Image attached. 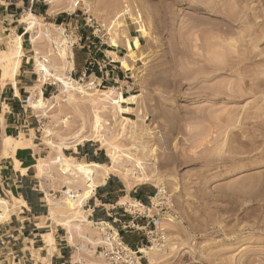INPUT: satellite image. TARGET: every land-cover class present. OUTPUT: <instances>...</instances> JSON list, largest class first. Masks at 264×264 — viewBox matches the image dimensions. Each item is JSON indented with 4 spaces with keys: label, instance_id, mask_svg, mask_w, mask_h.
<instances>
[{
    "label": "rangeland",
    "instance_id": "rangeland-1",
    "mask_svg": "<svg viewBox=\"0 0 264 264\" xmlns=\"http://www.w3.org/2000/svg\"><path fill=\"white\" fill-rule=\"evenodd\" d=\"M46 1L73 10L75 0ZM78 1L79 25L94 33L131 78L97 85L88 95L66 91L60 79L75 88L99 81L89 73L82 80L70 78L60 54V45L69 52L68 39L32 14L37 23L29 31L37 50L36 84L40 90L44 83L56 86L45 95L42 110L29 109V99L25 105L38 116L37 137L45 146L38 163L53 194L47 197L55 206L54 219L49 218L66 229L73 247L72 257L64 260L105 264L97 249L104 230L88 223L82 208L89 181L74 180L64 164L90 163L96 153L102 164L111 165L115 153L120 172L111 174L125 184L129 180L128 188L154 190L148 218L140 216L137 223L154 219L147 230L163 240L151 244L136 235L124 241L133 249L152 248V261L140 252L143 264H264V0ZM13 36L0 50L11 51ZM47 56L45 65L54 68L55 80L39 73L40 58ZM36 86L30 99H39ZM109 88L128 97L123 115L115 107L120 103L115 94L110 100L105 96ZM94 125L96 136L79 143L94 134ZM82 144L89 149L87 159L71 154ZM59 148L66 159L58 158ZM52 159L59 162L52 164ZM133 160L145 164L148 180L135 179L141 172ZM2 198L13 204L11 212L22 204ZM133 204L120 200L126 209ZM47 236L50 254L54 241ZM0 264L8 263L0 257Z\"/></svg>",
    "mask_w": 264,
    "mask_h": 264
},
{
    "label": "crops",
    "instance_id": "crops-1",
    "mask_svg": "<svg viewBox=\"0 0 264 264\" xmlns=\"http://www.w3.org/2000/svg\"><path fill=\"white\" fill-rule=\"evenodd\" d=\"M78 12H73L69 8H56L55 4L46 0H0V45L9 37L16 35L21 38L23 51L18 72L13 78L3 77V70L0 67V197H6L9 200L21 199L25 203L21 204L16 212L13 211L8 220L0 222V238L6 239L5 246H0V257L4 262H10L11 255L18 254V256L26 257L27 261L24 263L20 260L18 264H65L71 263L64 258L72 257L73 252L66 229L62 225L53 224L49 218L47 197H53V194L47 187V181L44 177H38L34 168L36 161L43 158L45 146L37 137L38 116L29 112L28 105L25 103L34 90L36 82L39 81L36 73L38 65L35 59L37 50L31 43L32 33L26 30V25L22 23L21 18L31 13L42 19L44 25L76 26V39L74 44L69 46L72 62V69L69 71L71 78L77 80L89 73L90 77L97 78L105 85H114L128 76L117 66L118 60L110 57L111 51L102 48L100 41L94 37V33L90 34L79 25L81 15ZM91 57L99 61L111 58L112 63H108L106 69L99 70L97 66L89 65ZM91 71L93 73H90ZM124 82L123 80L122 83ZM41 91L45 98V95H50L53 90L43 84ZM8 139L19 140L23 147H20L17 152H10L5 144ZM71 154H79L81 158L87 159L90 152L88 147L82 144L77 145ZM94 156L90 161L102 164L96 153ZM16 161L19 162L18 166L15 164ZM153 194L154 190L147 189L146 185L128 188L121 179L111 174L104 183L96 186L82 208L89 222H105L112 225L118 229L123 241L130 240L136 235L141 241L145 238V233L137 232L136 234L131 226L134 224L147 231L151 220L141 225L129 214H123L120 200L128 198L132 202L136 201L143 206H148L152 202ZM41 223L44 224L40 225ZM148 223H150L149 226ZM49 233L54 241V248L50 254L47 249L50 245L46 244ZM125 244L130 246L127 242ZM36 254L39 255L37 260ZM46 258L47 261L42 263L41 259Z\"/></svg>",
    "mask_w": 264,
    "mask_h": 264
},
{
    "label": "bare ground",
    "instance_id": "bare-ground-1",
    "mask_svg": "<svg viewBox=\"0 0 264 264\" xmlns=\"http://www.w3.org/2000/svg\"><path fill=\"white\" fill-rule=\"evenodd\" d=\"M21 21H22V23H25V25H26V30L27 31H31V30H33L34 28H35V26H36V17L34 16V15H32V14H26V15H24L22 18H21ZM18 39H20V37H15V39L11 42L12 44V49H11V51H9V52H4V51H1L0 52V64H2L1 66H3L2 68H3V70H4V72H3V77H5V78H13L16 74H17V72H18V69H19V66H20V63H21V57H22V50H21V45H20V43H19V41H18ZM66 42V41H65ZM64 42V43H65ZM67 48V47H66ZM60 49H61V51H60V54H61V56L63 57V60L64 61H66V63H68V68H69V70H71L72 69V62H71V60H70V52H68L67 53V51L65 50V46H63V45H60ZM41 66V69L39 70V73H42L43 74V78L45 79L47 76H52V74H51V71L54 69L52 66H50V67H48V66H46L45 64H41L40 65ZM66 80V79H65ZM64 80V78L63 79H60L59 81H60V83L64 86V87H66L67 89H66V91H70L69 90V88H73V89H76V90H78L79 91V93L81 92V93H86V95H88L87 94V91L89 90V89H93V90H97V85H98V83L96 82V83H90V84H83V85H78V87H76L75 88V86H73V84L72 83H70L68 80H66V81H68V82H66ZM41 82V81H40ZM36 85H38V86H36V89H37V94H38V97H39V99L37 98V99H33L32 97V99H30L29 98V101H28V105H29V107H31L32 109H37L38 108V110L39 109H41L42 110V108L43 107H45V106H43L44 105V102L46 101V99L43 97V95H42V91L39 89V84H36ZM68 93V92H67ZM106 93V95L105 96H107V98L109 99V98H112L113 96H114V94H115V97H117V99H119V101H120V103L118 104L117 102V106H115V107H117V111H118V114H121V115H123V113H124V111L126 110V109H128V107H127V100H128V97L126 96V98L122 95V93H121V90H118V88H109L108 89V91H106L105 92ZM69 94H70V92H69ZM32 95H33V93H32ZM68 97H72V95L70 94ZM106 98V99H107ZM110 100V99H109ZM44 101V102H43ZM70 101V100H69ZM73 101V100H72ZM118 101V100H117ZM115 102V101H114ZM34 109V110H35ZM97 123H98V121H97ZM97 125V124H96ZM95 126V125H94ZM93 126V127H94ZM98 126V125H97ZM97 126H95L94 128H92V129H94V134H91L90 136H88V137H84V138H82L80 141H79V143H81V142H83V141H85L86 139H92V138H94L95 136H96V133H98V131H96V127ZM48 133H50L49 131H47ZM22 138V137H21ZM7 145H8V149L10 150V152H12V153H14V152H17V150L18 149H20V147H23V145H21L20 144V142H19V140H16V139H8V143H7ZM5 147V146H4ZM114 147V146H113ZM113 147H112V149H113ZM136 147V146H135ZM138 148H139V145L137 146ZM74 148V147H73ZM137 149V148H136ZM110 150H111V148H110ZM116 150V147H115V149L113 150V151H115ZM138 150V149H137ZM53 152H54V150H53ZM110 152V151H109ZM57 155H58V158L59 159H61V158H63L64 157V159H66L65 158V156H64V154H63V152H62V150L59 148V149H57ZM55 152H54V154H56ZM7 154V153H6ZM108 154V153H107ZM51 155H53V154H51ZM110 156H111V165H105V164H98V163H95V162H91V163H85V162H78V163H69V161L68 162H66L63 166L65 167V169L67 168L70 172H72L74 175H75V178H73L74 180L76 179V177L77 178H80V179H84V178H86V179H88V184H87V188H86V192H85V195L81 198V202H84L86 199H88L92 194H93V192H94V190H95V188H96V186L98 185V184H101V183H104L105 182V180H106V178L109 176V174H111V173H114L115 175L117 174V173H119L120 172V170L118 169V167H117V165H120V164H118V160H117V158H120V157H118V156H116V154L115 153H111L110 154ZM128 156V155H127ZM127 156H125V158L127 159H129L130 158V156L129 157H127ZM54 157V156H53ZM55 157H56V155H55ZM134 157H136V156H134ZM53 160V159H52ZM123 160V159H122ZM127 161V160H126ZM134 161V160H133ZM133 161H131V162H133ZM140 161V160H139ZM138 160L135 162L134 161V163H137V166L136 167H138L137 169H139L140 170V176H138V175H136V180L139 182V181H141L142 179H149V175L145 172V168H144V166H145V164L143 165V163H141V162H139ZM37 163L34 165V168H35V170H36V173H37V176L38 177H40L41 178V176H40V174H42V172H43V168H42V166L40 165V163H38L39 162V160H37L36 161ZM57 162H59V160H53V161H51V163L53 164V163H57ZM120 162V161H119ZM125 162V161H124ZM128 162V161H127ZM121 163V162H120ZM15 164L18 166L19 165V162L18 161H16L15 162ZM15 165V166H16ZM122 165V164H121ZM134 165V164H133ZM132 165V166H133ZM134 167H135V165H134ZM146 167V166H145ZM122 168V167H121ZM20 169V168H19ZM25 169V168H24ZM124 169V168H123ZM22 172V171H21ZM24 172V171H23ZM125 172H126V170H125ZM129 172V171H128ZM127 172V173H128ZM121 173H122V171H121ZM124 173V172H123ZM127 173H126V175H127ZM125 174V173H124ZM130 174V173H129ZM128 174V175H129ZM134 177L135 175L134 174H130V178L131 177ZM138 176V177H137ZM132 177V178H133ZM79 179V180H80ZM124 180V179H123ZM135 180V181H136ZM75 182H77V181H75ZM126 184H128V186H130L131 185V182L129 181V180H127V183ZM129 188H131V187H129ZM85 190V189H84ZM4 193V192H3ZM7 194V193H6ZM9 194V193H8ZM9 196V195H8ZM6 198V197H5ZM9 199V198H8ZM15 200V199H14ZM10 201H12L11 199H10ZM16 201V200H15ZM22 203V204H25L21 199H18V203L17 204H19L20 202ZM20 203V204H21ZM123 203H125V202H123ZM122 203V204H123ZM11 204H12V202H11ZM10 204V205H11ZM48 205H49V215L51 216V218H52V220L54 219V211H55V206L53 205V203H52V200H48ZM12 206H13V204H12ZM11 206V207H12ZM18 206V205H17ZM10 206H9V203H8V201H6L5 199H3L2 197H0V220H2V218H7V220L9 219V217H10V215H11V213L13 212H11V210H12V208H11ZM19 212V211H18ZM16 215V214H15ZM49 216V217H50ZM83 220H82V222L83 221H86L87 222V220L86 219H84V218H82ZM1 222V221H0ZM88 223H92V222H89L88 221ZM95 225V224H94ZM98 229L99 230H104L105 228H102L101 226L100 227H98ZM105 231V230H104ZM103 231V232H104ZM99 234V233H98ZM49 235V234H48ZM5 251V250H4ZM140 252L141 253H144L145 255H146V257H148V259L150 260V261H152V259H151V255L153 254V250H152V248H149L148 250H145V249H140ZM35 253V252H34ZM33 253V254H34ZM38 253V252H37ZM34 258H35V256H34ZM36 258H38V255L36 254ZM37 260V259H36ZM41 261H42V259H41ZM40 262V261H39Z\"/></svg>",
    "mask_w": 264,
    "mask_h": 264
},
{
    "label": "built area",
    "instance_id": "built-area-1",
    "mask_svg": "<svg viewBox=\"0 0 264 264\" xmlns=\"http://www.w3.org/2000/svg\"><path fill=\"white\" fill-rule=\"evenodd\" d=\"M79 3L80 1L75 0L73 2V10L71 9L70 10L73 12H77ZM87 23L88 21H86V25ZM57 28H58V34L60 35V37L67 38L69 46L73 45L74 40L76 39V36H77V31H75L76 26L72 27V26L60 25V26H57ZM53 49L57 50V46L54 42H53ZM40 60L46 65L50 63L48 56L45 58H40ZM111 60H112L111 58L110 59L105 58V61H99V59L95 57H91L89 60V65L97 66L99 70L106 69V67L108 66V63L109 64L112 63ZM90 73H93V71H91ZM84 77L85 76H82L78 80H82ZM37 78H38V74H37ZM42 78H43V74H42ZM123 78H131V75L125 76ZM46 79L55 80V78L52 76L51 77L47 76ZM95 79L98 80L97 78ZM97 83H98V87H101L103 85V82L101 81ZM44 84H46L48 87L56 86V82H48ZM133 203L135 204L128 206V209L123 207V214H129L131 217L135 219L139 218L140 216H143V218L147 216L148 218V214L151 211V205L143 206L140 202H136V201H133ZM136 208H142L143 211L140 213V211ZM150 220H151V224L155 225L154 219H150ZM94 224L97 226L104 225V228H105L104 229L105 231L102 234V243L97 247L98 255L104 261L105 264H143L141 261L140 249L138 248L133 249L127 244H125V242L123 241L122 237L119 234L118 229L114 228L112 225L105 223V222H96ZM149 224L150 223H148V226ZM125 228H128V227H125ZM131 228H133L135 232H144L146 241L151 244L153 242H158L159 240H163L164 238L163 236H159L153 229H148L147 231H144L143 228H139L138 226L134 224L131 226ZM5 240L6 239L0 238V246H5V243H6ZM11 256H12L11 261L5 262V263L18 264L20 260H23L24 263H27L26 257H24L23 255L18 256V254H15Z\"/></svg>",
    "mask_w": 264,
    "mask_h": 264
}]
</instances>
